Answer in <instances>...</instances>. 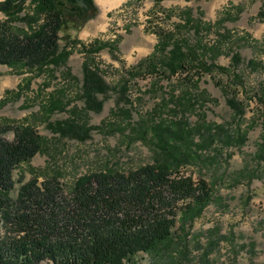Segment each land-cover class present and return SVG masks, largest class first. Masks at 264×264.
<instances>
[{
    "label": "rangeland",
    "instance_id": "374dc122",
    "mask_svg": "<svg viewBox=\"0 0 264 264\" xmlns=\"http://www.w3.org/2000/svg\"><path fill=\"white\" fill-rule=\"evenodd\" d=\"M131 1L110 0L104 5L95 0L99 13L94 19L80 30L72 24L63 29L61 46L71 43L65 66L39 72L0 64V119L11 127L31 125L46 139L43 152L15 171L16 180L23 177L17 191L33 178L41 184L58 176L71 190L85 174L132 172L153 165L161 152L153 125L162 121L187 120L192 127L204 126V132L213 126L212 133L217 134L218 126H225L230 141L219 136L212 146L198 151L193 163L179 169L196 182L206 181L213 193L210 205L193 222L186 249L178 247L174 264H264V18L260 15L264 0H164L159 6L154 0L129 5ZM187 8L196 17L204 12L203 24L213 26L203 27L196 36L216 48L207 54L209 64L215 65L212 70H192L167 79L145 66L138 69L158 43L153 27L173 30L182 23ZM6 20L0 13V23ZM13 26L25 28L22 22ZM190 30L182 29L180 38L193 41L194 30ZM96 40L112 44L111 50L94 58L113 89L99 96L104 102L100 113L86 114L81 94L88 57L83 46L90 47ZM235 52L242 57L236 67ZM230 99L243 105V117L229 107ZM53 100H61L63 109L50 111ZM74 117L96 127L88 139L62 137L53 131L51 124ZM243 133L247 138L242 144ZM195 136L198 143L204 139ZM3 137L13 141L15 133L10 130ZM136 263L171 261L141 253Z\"/></svg>",
    "mask_w": 264,
    "mask_h": 264
},
{
    "label": "trees",
    "instance_id": "16d2710c",
    "mask_svg": "<svg viewBox=\"0 0 264 264\" xmlns=\"http://www.w3.org/2000/svg\"><path fill=\"white\" fill-rule=\"evenodd\" d=\"M142 1L133 0L129 5ZM154 1L159 6L164 0ZM194 12L184 10L182 23L173 30L153 27L158 43L153 53L139 62L138 69L145 66L167 79L191 74L192 70H212L215 65L209 64L207 54L216 48L206 46L196 36L203 27L210 30L213 26L203 24L204 12L199 11V17ZM0 13L7 17L0 23V64L42 72L67 64L71 43L62 47L60 33L69 24L80 30L98 15L99 8L95 0H3ZM260 15L264 18V7ZM16 22L25 28L13 26ZM185 28L194 30L193 41L180 38ZM105 49L111 50L112 44L96 40L90 47L83 46L88 57L83 64L81 94L86 114L100 113L104 102L99 96L113 89L95 63L94 56ZM241 63L240 53H233V66ZM227 103L236 116H244L241 103L235 99ZM52 104L49 110L56 111L62 102L53 100ZM51 126L56 134L81 141L96 128L75 117ZM203 127H192L187 120L154 124L159 138L155 145L161 152L153 165L132 172L85 174L71 190L58 176L41 184L33 178L17 191L23 177L16 180L15 171L43 152L46 139L31 125L11 127L0 119V264H137L141 253L169 258L174 264L178 247L186 249L193 222L210 205L213 193L206 181L196 182L179 169L193 163L199 158L198 151L212 146L219 136L232 139L225 126H218V134L212 133L213 126L205 128L206 132ZM10 130L15 133L13 141L3 137ZM196 134L204 138L201 143L196 142ZM246 138V133L241 134L240 143ZM181 202L185 203L182 207Z\"/></svg>",
    "mask_w": 264,
    "mask_h": 264
},
{
    "label": "bare ground",
    "instance_id": "6f19581e",
    "mask_svg": "<svg viewBox=\"0 0 264 264\" xmlns=\"http://www.w3.org/2000/svg\"><path fill=\"white\" fill-rule=\"evenodd\" d=\"M99 1H100V3L106 5L110 0H99Z\"/></svg>",
    "mask_w": 264,
    "mask_h": 264
}]
</instances>
